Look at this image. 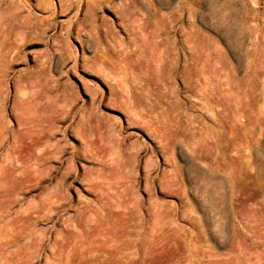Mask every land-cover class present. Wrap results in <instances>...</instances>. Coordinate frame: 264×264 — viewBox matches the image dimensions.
<instances>
[{"label":"rangeland","instance_id":"374dc122","mask_svg":"<svg viewBox=\"0 0 264 264\" xmlns=\"http://www.w3.org/2000/svg\"><path fill=\"white\" fill-rule=\"evenodd\" d=\"M175 4L0 0V264H264L259 96Z\"/></svg>","mask_w":264,"mask_h":264},{"label":"bare ground","instance_id":"6f19581e","mask_svg":"<svg viewBox=\"0 0 264 264\" xmlns=\"http://www.w3.org/2000/svg\"><path fill=\"white\" fill-rule=\"evenodd\" d=\"M174 15L189 21L181 33L185 58L180 60L183 67L181 78L185 82L212 80L201 68L192 70L188 59L196 54L210 59L213 53H223V45L236 54L242 55V83L246 97L251 86L261 102L258 112L264 116V0H175ZM173 0H162L164 9V34L169 39V17L167 10ZM226 76V80L238 79Z\"/></svg>","mask_w":264,"mask_h":264}]
</instances>
